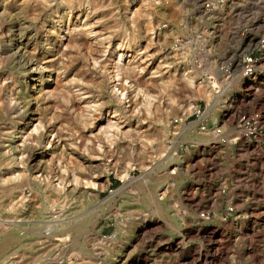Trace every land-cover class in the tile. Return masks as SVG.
Returning a JSON list of instances; mask_svg holds the SVG:
<instances>
[{"label": "rangeland", "instance_id": "374dc122", "mask_svg": "<svg viewBox=\"0 0 264 264\" xmlns=\"http://www.w3.org/2000/svg\"><path fill=\"white\" fill-rule=\"evenodd\" d=\"M255 13L252 21L264 20V6ZM176 18L173 4L150 0H0V264H264V60L246 92L245 111L257 119L245 127L256 136H239L232 113L219 124L220 103L205 125L220 127L224 141L188 124L174 136L190 98H210L151 59V28ZM80 22L106 39L71 33L64 51L57 28ZM117 43L130 46L121 68L130 96L119 101L105 77ZM42 63L60 71L62 100L37 102ZM83 91L89 99L77 98ZM87 100L96 105L88 119ZM114 107L121 121L103 135L95 124ZM172 135L175 154L166 149ZM98 143L102 160L92 159ZM173 163L183 167L177 177Z\"/></svg>", "mask_w": 264, "mask_h": 264}, {"label": "built area", "instance_id": "2783aa9c", "mask_svg": "<svg viewBox=\"0 0 264 264\" xmlns=\"http://www.w3.org/2000/svg\"><path fill=\"white\" fill-rule=\"evenodd\" d=\"M252 1L254 0H150L154 5L173 4L177 16L174 24L164 21L151 28L150 44L156 46L155 56L153 54L151 59L166 71L171 69L175 74L181 73L189 77L198 84L199 90L204 89L210 95L207 102L204 98H196L201 96L199 93L195 98H190V107L186 108L189 113L178 117L173 123L171 131L174 136L180 126L187 124L193 131L207 130L205 121L208 115H200L207 106L211 107L216 103L222 104L219 124H228L232 113L231 122L244 130L238 132L239 136H256L254 130L245 127L250 118L257 119L256 114L251 115L245 111L248 105L246 92L262 77L264 30L261 24L264 22L263 18L257 21H252V18L244 20L239 14L246 6H259L256 5V0ZM228 17L233 20L225 28L223 23ZM165 30L170 34L167 41H164ZM237 81L238 93L231 90ZM188 115H193L195 119L185 121ZM218 129L215 131L219 135L217 142L224 141L220 127ZM174 136L166 144V149L171 154H175L176 150ZM179 165H170L168 173L177 175L183 168ZM226 209L229 212L232 206H226Z\"/></svg>", "mask_w": 264, "mask_h": 264}, {"label": "bare ground", "instance_id": "6f19581e", "mask_svg": "<svg viewBox=\"0 0 264 264\" xmlns=\"http://www.w3.org/2000/svg\"><path fill=\"white\" fill-rule=\"evenodd\" d=\"M264 0H259V1H257L256 0V5L257 4H259V5H261V6H264V2H263ZM252 2H255V0L254 1H252ZM130 3V1H126V4L128 5ZM257 9H258V6H254V7H248V6H246V7H244L243 9H242V12L241 13H239L240 15H242V18L241 19H244V20H249L250 18H253V16L255 15V14H253V16H251L250 18H249V15L251 14V13H255V12H257ZM260 10V9H259ZM238 14V15H239ZM53 16H58V13H57V10L56 9H54L53 11H52V18H53ZM235 19H238V18H235ZM233 19L232 18H226V21H224V23H223V26L226 28V27H228L229 25H227V24H230L229 23V21H232ZM52 21V20H51ZM262 22H264V20L262 21ZM227 23V24H226ZM78 24V23H77ZM74 25V24H73ZM89 26V25H88ZM60 27V26H59ZM67 28V27H66ZM66 28H64V27H60V28H57V30H56V36L55 37H57V41H58V43H60V44H62V46H65L64 47V51H65V48H66V46H67V43H68V35H71V33L73 34V33H76V34H78V35H81V34H83V33H85V31L86 32H88V34H92V36L93 37H95V38H97L98 40H105L106 39V36L105 37H101V38H99L98 36L99 35H97L96 34V32H93L92 31V29H89V27H87V26H85V23L83 22V23H79L76 27H73V28H71L70 30H68V29H66ZM72 36V35H71ZM108 37V36H107ZM75 38V37H74ZM63 40H65V41H63ZM70 40V39H69ZM57 46H58V44H57ZM62 46H60V47H62ZM68 47V46H67ZM71 47V46H70ZM130 46H123L122 44H120V43H117L115 46H111L109 49H107L106 51H107V56H112V60H111V66H110V69H108L105 73H106V78H107V81H108V86H109V89H110V93H112L113 95H115L116 96V99L119 101V98H122L123 100H125V98H126V95H128V96H130V94H129V91H130V89H129V91H124L123 90V86H122V80H123V82H125V81H127V80H125L124 81V79H123V75L121 74V68H123V64H125V61L124 60H126V64H127V62H129V58H126V51H127V49L129 48ZM59 48V47H58ZM63 48V47H62ZM61 48V49H62ZM56 50H58V49H56ZM63 50V49H62ZM110 50V51H109ZM132 51V50H131ZM59 52V51H58ZM62 52V51H61ZM60 52V53H61ZM129 52V51H128ZM55 53V52H54ZM53 53V54H54ZM103 56V55H102ZM110 58V57H109ZM109 60V59H108ZM131 60V59H130ZM133 61V60H132ZM45 62V61H44ZM48 62H49V60H48ZM93 62H95V61H93ZM131 62V61H130ZM50 63V62H49ZM96 63V62H95ZM94 63V64H95ZM48 64V63H47ZM105 64V63H104ZM125 64V65H126ZM135 64V63H134ZM52 65V64H51ZM103 65V64H102ZM50 65H48V66H45L43 63H42V66H40V67H38V70L39 71H37L36 73L34 72L33 74H35L36 75V78H35V81L36 82H39L40 83V87H39V92H40V98L39 99H37V102H39V101H42V100H45V98H47L48 99V101H51V100H62L63 98H64V96H63V93L65 94V92L63 91L64 89H60V90H58L59 89V87L57 88V81H59V73H60V71H56V74L51 70V68L50 67H52V66H50ZM128 66V65H127ZM129 68H130V66H129ZM53 69V68H52ZM127 69V68H126ZM141 69V68H140ZM36 70V69H35ZM45 71L46 70V72H48L49 73V75H47V77H45V78H43V74H42V71ZM103 71L104 70H106V69H102ZM154 71V70H153ZM101 72V71H100ZM152 74H153V72H151ZM154 73H155V71H154ZM54 74V75H53ZM103 74V73H102ZM54 77H53V76ZM122 75V76H121ZM51 77H53L52 78V83L49 85V82L51 81L50 79H51ZM61 77V76H60ZM103 78V77H102ZM125 78V77H124ZM179 78V77H178ZM126 79V78H125ZM180 79H182V80H185L186 81V83H190L191 84V80H190V78H188V77H186V76H184V75H182L181 73H180ZM61 82V81H60ZM165 82V81H164ZM238 82V81H237ZM62 85V84H61ZM61 85H59L58 84V86H61ZM238 85H239V82L237 83V85L235 86H233V89H235L236 91L238 90ZM47 86H49V87H47ZM122 86V87H121ZM128 86V88L129 87H131V84H128L127 85ZM126 86V87H127ZM197 86H198V84H197ZM62 88V87H61ZM66 89V88H65ZM124 89H125V87H124ZM135 89V88H134ZM69 90V89H68ZM131 91H132V89H131ZM67 92V91H66ZM84 92V91H83ZM133 92H134V94L136 93V91H134L133 90ZM78 93V92H77ZM80 93V97L78 96L77 98H79V99H89L90 98V95H89V93L86 95V93L87 92H84V93H81V92H79ZM79 93H78V95H79ZM237 93H238V91H237ZM134 94H133V96H134ZM135 95H137V94H135ZM132 96V97H133ZM147 97V96H146ZM51 98V99H50ZM82 99V100H83ZM121 99V100H122ZM81 101V100H80ZM93 101H94V99H93ZM85 104L82 106L83 107V110L85 111V112H88L87 114H85L86 116H87V119H88V114H89V110L91 109V107H93V106H96V105H90V101L89 100H87L86 102L85 101H83ZM82 102V103H83ZM95 102V101H94ZM128 102V101H127ZM96 103V102H95ZM92 104V103H91ZM147 104V103H146ZM215 105V104H214ZM112 106V105H111ZM135 106V105H134ZM132 107V109H136V110H138L137 109V106L136 107ZM110 107V106H109ZM140 107V106H139ZM95 108V107H94ZM117 108V107H116ZM207 108H209L208 106L206 107V109L201 113V115L200 116H203V115H206L207 114V111L206 110H208ZM221 108L222 107H220V109H217L218 110V113L221 115ZM147 109V108H146ZM94 110V109H93ZM135 110V111H136ZM210 110V109H209ZM131 111V110H130ZM134 111V110H133ZM94 112V111H93ZM111 113H113V115L111 114V116L110 115H105V116H102V117H100L99 118V120H97V122H96V127H98V132H100V131H102L103 132V135L104 134H106V133H104V131L106 132V130H108L106 127H108V126H112V127H114V126H117V124L121 121V119L120 118H118V117H116V114H118V113H116L117 112V109H115V107H114V109H111V111H110ZM119 112V111H118ZM206 112V113H205ZM114 113H116L115 115H114ZM133 113V112H132ZM205 113V114H204ZM119 115H120V113H119ZM121 116V115H120ZM120 119V120H119ZM33 120V119H32ZM82 120V119H81ZM86 120V119H85ZM104 120V122H106V125H102V122L101 121H103ZM113 120V121H112ZM87 122V121H86ZM101 122V123H100ZM103 122V123H104ZM32 123V122H31ZM30 123V124H31ZM35 123V122H34ZM40 124V122L37 124V122L35 123V124H33V125H31V127H30V129H29V131H27V135L26 136H28V137H30L28 134H30L31 132H32V130L34 131V129H38V128H40L38 125ZM88 124V123H87ZM127 124V123H126ZM114 125V126H113ZM38 126V127H37ZM42 126V125H41ZM86 126V125H85ZM91 126V125H90ZM37 127V128H36ZM106 128V129H105ZM109 128V127H108ZM115 128V127H114ZM218 129V127L217 126H214V127H212V128H210V129H207V130H212L213 132V134H215L216 136H217V138L216 139H214V140H216V141H218V138H219V135H217V133L215 132L216 130ZM130 130V129H129ZM207 130H203V131H197L196 133H204L205 131H207ZM219 130V129H218ZM48 131H52V130H48ZM101 132V133H102ZM125 132H127V131H125ZM124 132V133H125ZM33 133H35V132H33ZM23 134V133H22ZM92 134V133H91ZM91 134H88V135H91ZM21 135V134H20ZM31 135V134H30ZM92 135H94V133L92 134ZM91 135V136H92ZM59 136V135H58ZM47 138V137H46ZM137 138V137H136ZM201 138V135L200 136H197V139H200ZM203 138V137H202ZM26 139V138H25ZM30 139V138H29ZM28 140V139H27ZM43 140V139H42ZM95 140V139H94ZM103 140V139H102ZM101 144V143H100ZM100 144L98 143V155L94 158H92V159H97V160H102V158H101V156H102V154L100 155L99 153L103 150L102 148V150L101 149H99V147H100ZM97 145V144H96ZM46 149H47V147H43V152H45L46 151ZM97 150V149H96ZM97 152V151H96ZM95 152V153H96ZM85 153V152H84ZM93 155V154H92ZM104 155V154H103ZM87 156V155H86ZM85 160H86V158H85ZM88 161V160H87ZM90 161V160H89ZM88 168H92L93 166H87ZM93 172V171H92ZM169 174V173H168ZM180 174V172L177 174V175H173V177H177L178 175ZM169 176L171 177L172 175H170L169 174ZM75 178H73V180L75 181V182H77V178H76V176H74ZM79 179V178H78ZM89 185H90V187H92V189H95V183H92V182H89ZM164 187H165V189L163 188V190L161 191V193L162 192H164V190H166V186L164 185ZM151 194V193H150ZM163 194V193H162ZM89 195H92V194H89ZM129 219V218H128ZM144 222V221H143ZM81 223V222H80ZM77 229H79L80 228V224H76L75 223V225H74ZM73 226V227H74ZM136 226L137 225H135L134 226V228H136ZM74 229V228H73ZM133 230V229H132ZM131 230V231H132ZM119 255V254H118ZM121 255V254H120ZM122 259V258H121ZM125 260V259H124ZM123 260V261H124ZM122 262V261H121Z\"/></svg>", "mask_w": 264, "mask_h": 264}]
</instances>
